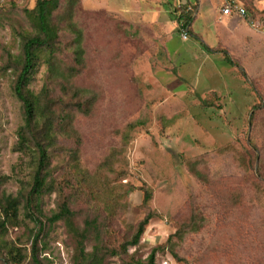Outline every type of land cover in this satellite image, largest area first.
Here are the masks:
<instances>
[{
	"label": "rangeland",
	"instance_id": "obj_1",
	"mask_svg": "<svg viewBox=\"0 0 264 264\" xmlns=\"http://www.w3.org/2000/svg\"><path fill=\"white\" fill-rule=\"evenodd\" d=\"M177 1L59 0L51 64L40 53L28 85L53 123L52 190L38 212L26 204L36 149L16 148L24 106L14 93L37 0H0V199H21L0 264L17 247L33 264L36 235L42 264H148L154 248L156 264H264V0H240L260 26L233 15L207 41L191 34L199 0L186 40ZM214 1L206 14L223 8ZM64 202L72 226L48 220Z\"/></svg>",
	"mask_w": 264,
	"mask_h": 264
},
{
	"label": "trees",
	"instance_id": "obj_2",
	"mask_svg": "<svg viewBox=\"0 0 264 264\" xmlns=\"http://www.w3.org/2000/svg\"><path fill=\"white\" fill-rule=\"evenodd\" d=\"M178 1L180 2V0ZM58 3L59 0H37L36 6L32 11V20L36 28V34L27 36L24 40L22 67L14 83V93L22 101L24 106V124L18 131L19 141L16 148L20 151H24L26 149L31 150L29 144L33 143L36 149L37 156L34 179L31 189L26 196V204L30 210L32 208L34 210H37L38 212L41 211V201L43 196L52 190L47 181L45 172L47 170L49 160L48 149L53 143V123L52 119L45 111V107L41 102V93L35 94L28 88V85L32 78L33 71L39 59L41 58L40 53L43 54L44 52L50 51V55L46 58L45 62L51 64V55L56 48V40L59 36L58 29L52 22V16L54 11L58 8ZM193 4V0H186V2L181 4L178 8L180 15L177 17L176 15L174 16V19L178 20V22L183 24L184 27L188 28L189 31L191 22L193 20ZM72 27L74 28L75 25H72ZM78 40H80V33H78ZM82 53V49L78 47L76 51V58L78 63L81 62ZM38 107H40V110H38ZM6 179L7 177H0V184L3 183ZM150 198L151 193L148 191L145 192L144 203H147ZM20 203L21 199L18 196L3 195L2 199H0V206L2 208V217H0L1 235L5 231H7V225L18 218ZM72 215L73 213L69 209L67 203L64 202L61 205L60 211L53 213L48 218V220L53 223L62 218H66L69 222V225L72 226ZM153 216L154 215L152 213H148L139 222L137 232L135 233L130 244L136 245L137 243H139L146 225L150 222ZM75 231L80 237V255L82 258L86 259V253L83 249V242L86 234L84 233V230L82 232L75 229ZM38 236L39 235H36L35 239L33 240L31 248V259L33 264H42L39 258V247L37 246ZM16 249L12 254L13 257L7 258L6 262L11 259L10 263L7 264H22L27 259V256L24 255L21 251L22 248L17 247ZM156 251L157 250L155 248L151 251L148 264H156ZM98 257V254H93L92 260L98 259Z\"/></svg>",
	"mask_w": 264,
	"mask_h": 264
},
{
	"label": "crops",
	"instance_id": "obj_3",
	"mask_svg": "<svg viewBox=\"0 0 264 264\" xmlns=\"http://www.w3.org/2000/svg\"><path fill=\"white\" fill-rule=\"evenodd\" d=\"M208 2L211 5H214V3H215L214 0H208ZM206 3H207V0H199V8H198V10H199V15L201 13L205 12V16L207 18L206 21H207V23L209 25L208 26L209 36L206 37L205 35H203L201 33V31H198V28H197V25H196V20L198 19L199 15L197 17H195L193 22H192V32H191V34H193L195 36L196 35L203 36L202 38H204L205 41H207V38H211V36L213 35L212 31H213L214 28H216V29H222V28L227 29L229 27L228 25L232 24V20L234 18L233 16L223 14L222 11L219 10V8H217V11L212 13V15L206 14V11H205ZM220 3H221V0H220ZM179 4H181V3L179 2ZM219 6H220V4H219ZM225 25H227V26H225ZM210 30H212L211 34H210Z\"/></svg>",
	"mask_w": 264,
	"mask_h": 264
},
{
	"label": "built area",
	"instance_id": "obj_4",
	"mask_svg": "<svg viewBox=\"0 0 264 264\" xmlns=\"http://www.w3.org/2000/svg\"><path fill=\"white\" fill-rule=\"evenodd\" d=\"M196 4V2H194ZM181 4H179L180 6ZM222 13L225 15H237L240 17L247 18L249 22L252 23L254 26H260V22L256 19H254L248 9L245 7V5L240 2V0H224L223 8L221 9ZM181 35L186 40L189 36V30L188 28L184 27L183 24H181ZM19 264V263H14Z\"/></svg>",
	"mask_w": 264,
	"mask_h": 264
}]
</instances>
